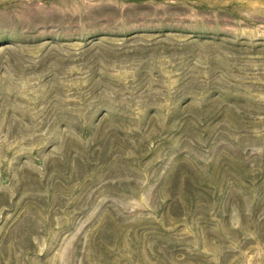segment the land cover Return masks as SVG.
<instances>
[{"label":"rangeland","instance_id":"obj_1","mask_svg":"<svg viewBox=\"0 0 264 264\" xmlns=\"http://www.w3.org/2000/svg\"><path fill=\"white\" fill-rule=\"evenodd\" d=\"M0 264H264V0H0Z\"/></svg>","mask_w":264,"mask_h":264}]
</instances>
